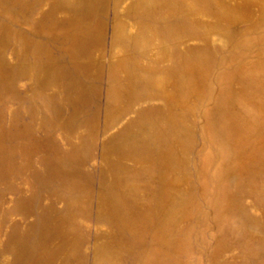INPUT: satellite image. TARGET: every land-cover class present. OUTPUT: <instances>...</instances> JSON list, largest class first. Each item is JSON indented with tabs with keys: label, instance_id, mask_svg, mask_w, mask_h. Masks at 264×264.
I'll return each instance as SVG.
<instances>
[{
	"label": "rangeland",
	"instance_id": "374dc122",
	"mask_svg": "<svg viewBox=\"0 0 264 264\" xmlns=\"http://www.w3.org/2000/svg\"><path fill=\"white\" fill-rule=\"evenodd\" d=\"M0 264H264V0H0Z\"/></svg>",
	"mask_w": 264,
	"mask_h": 264
},
{
	"label": "bare ground",
	"instance_id": "6f19581e",
	"mask_svg": "<svg viewBox=\"0 0 264 264\" xmlns=\"http://www.w3.org/2000/svg\"><path fill=\"white\" fill-rule=\"evenodd\" d=\"M132 188L133 187L127 185L124 177H115L113 189H115L117 197L120 198L123 204L127 201L126 199L129 198V191L132 190Z\"/></svg>",
	"mask_w": 264,
	"mask_h": 264
}]
</instances>
